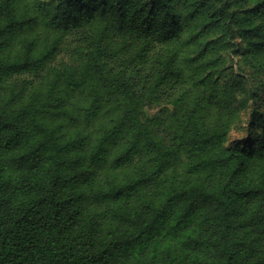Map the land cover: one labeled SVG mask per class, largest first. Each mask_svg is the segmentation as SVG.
<instances>
[{"label":"trees","instance_id":"obj_1","mask_svg":"<svg viewBox=\"0 0 264 264\" xmlns=\"http://www.w3.org/2000/svg\"><path fill=\"white\" fill-rule=\"evenodd\" d=\"M0 264H264V0H0Z\"/></svg>","mask_w":264,"mask_h":264},{"label":"rangeland","instance_id":"obj_2","mask_svg":"<svg viewBox=\"0 0 264 264\" xmlns=\"http://www.w3.org/2000/svg\"><path fill=\"white\" fill-rule=\"evenodd\" d=\"M79 41L77 40V38L70 39L68 40L64 46L63 49L57 59L58 63H67L73 60V57L75 56V49L78 47ZM168 93V91H165ZM167 93H164L162 95L163 101H161V103H159L158 105H154L152 108L149 109V113L150 115L159 117V112L160 110H171L173 108L172 106V100L167 98ZM167 99V101H166ZM244 110H241V113H243ZM161 117V116H160ZM161 132H164L163 129H160ZM235 131L232 132V136H235Z\"/></svg>","mask_w":264,"mask_h":264}]
</instances>
